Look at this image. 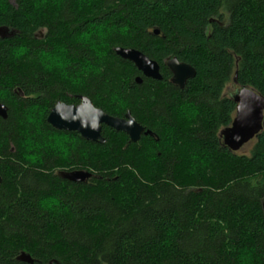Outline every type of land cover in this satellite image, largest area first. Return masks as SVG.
<instances>
[{
  "label": "trees",
  "instance_id": "1",
  "mask_svg": "<svg viewBox=\"0 0 264 264\" xmlns=\"http://www.w3.org/2000/svg\"><path fill=\"white\" fill-rule=\"evenodd\" d=\"M0 28L14 32L0 39V264H264V128L248 154L220 135L229 85L264 97V0H0ZM171 59L196 71L183 89ZM80 96L152 135L103 126L100 144L48 124ZM75 170L93 177L59 176Z\"/></svg>",
  "mask_w": 264,
  "mask_h": 264
},
{
  "label": "water",
  "instance_id": "2",
  "mask_svg": "<svg viewBox=\"0 0 264 264\" xmlns=\"http://www.w3.org/2000/svg\"><path fill=\"white\" fill-rule=\"evenodd\" d=\"M13 33L12 30L0 28V39L11 37ZM154 33L159 34L158 31ZM115 52L123 60L133 63L144 77L156 81L163 79L159 64L142 52L126 48H117ZM166 66L172 73L171 83L181 89L185 87L188 80L196 76L192 66L177 59L169 60ZM135 82L141 84L142 79L138 77ZM80 100L81 103L78 105L56 103L47 115L48 124L59 131L76 132L85 140L100 144L106 142L102 136L103 126L125 133L132 143H137L142 135H152L151 131H146L136 122L130 111H127L122 118L114 117L96 108L89 98L80 96ZM233 100L237 104L235 118L232 120V125L222 130L220 135L226 148L238 152L255 139L264 128V97L250 88L242 87L234 94ZM8 111V107L0 103V118L6 120ZM59 176L73 183H86L93 177L85 170L63 171L59 173ZM0 182H2L1 177ZM18 260L34 264V260L24 253Z\"/></svg>",
  "mask_w": 264,
  "mask_h": 264
},
{
  "label": "rangeland",
  "instance_id": "3",
  "mask_svg": "<svg viewBox=\"0 0 264 264\" xmlns=\"http://www.w3.org/2000/svg\"><path fill=\"white\" fill-rule=\"evenodd\" d=\"M236 91L237 90H236V87L234 85H229L226 88L225 94H226V96H229V95L235 94ZM253 145L254 144H252V143L249 142L247 145H245V146L242 147L240 153L248 154Z\"/></svg>",
  "mask_w": 264,
  "mask_h": 264
},
{
  "label": "flooded vegetation",
  "instance_id": "4",
  "mask_svg": "<svg viewBox=\"0 0 264 264\" xmlns=\"http://www.w3.org/2000/svg\"><path fill=\"white\" fill-rule=\"evenodd\" d=\"M80 103H81V102H80ZM80 103H79V104H80ZM77 105H78V104H77ZM102 132H103V131H102ZM77 134H78V133H77ZM78 135H79V134H78ZM102 136H103V135H102ZM143 136H144V135H142V137H143ZM103 138H104V137H103ZM140 138H141V137H140ZM83 139H84V138H83ZM89 142H90V141H89Z\"/></svg>",
  "mask_w": 264,
  "mask_h": 264
}]
</instances>
